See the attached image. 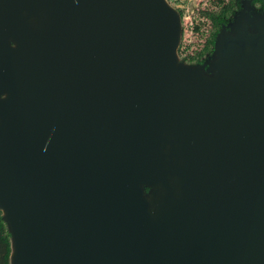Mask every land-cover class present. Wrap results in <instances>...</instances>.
<instances>
[{
    "label": "water",
    "instance_id": "95a60500",
    "mask_svg": "<svg viewBox=\"0 0 264 264\" xmlns=\"http://www.w3.org/2000/svg\"><path fill=\"white\" fill-rule=\"evenodd\" d=\"M180 30L169 0H0L11 264H264V17L209 72Z\"/></svg>",
    "mask_w": 264,
    "mask_h": 264
},
{
    "label": "rangeland",
    "instance_id": "374dc122",
    "mask_svg": "<svg viewBox=\"0 0 264 264\" xmlns=\"http://www.w3.org/2000/svg\"><path fill=\"white\" fill-rule=\"evenodd\" d=\"M169 2L180 15L178 58L187 64H200L207 72L211 71L210 60L215 55L212 38L215 39L219 30L232 31V22L238 15L248 26H253L254 22L264 17V0H255L253 3L252 0H169ZM229 4L230 8L222 11ZM220 14L228 20L221 27L220 21L214 17ZM204 54L202 60H197ZM145 191L150 197L148 185L145 186Z\"/></svg>",
    "mask_w": 264,
    "mask_h": 264
},
{
    "label": "trees",
    "instance_id": "16d2710c",
    "mask_svg": "<svg viewBox=\"0 0 264 264\" xmlns=\"http://www.w3.org/2000/svg\"><path fill=\"white\" fill-rule=\"evenodd\" d=\"M230 4L225 6L222 11L228 10ZM221 13V12H219ZM223 14V13H221ZM214 16L220 23L226 19L224 15ZM214 40V37L212 38ZM12 238L8 222L0 208V264H11Z\"/></svg>",
    "mask_w": 264,
    "mask_h": 264
},
{
    "label": "flooded vegetation",
    "instance_id": "af4514ba",
    "mask_svg": "<svg viewBox=\"0 0 264 264\" xmlns=\"http://www.w3.org/2000/svg\"><path fill=\"white\" fill-rule=\"evenodd\" d=\"M254 1H255V0H254ZM254 1L252 0V3H253ZM227 21H228V20H226V19H225L224 21H222V22L220 23V26H219V27H221V25L224 24V23L227 22ZM219 27H218V28H219ZM12 42H13V41H12ZM213 42H214V40H213ZM205 54H206V53H205ZM205 54H204V55H201V56L199 57V59H197V60H202V59L205 57ZM182 59H183V58H182ZM197 60H196V61H197Z\"/></svg>",
    "mask_w": 264,
    "mask_h": 264
}]
</instances>
